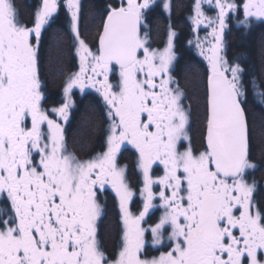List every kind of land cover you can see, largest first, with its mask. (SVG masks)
I'll return each instance as SVG.
<instances>
[{
  "label": "snow or ice",
  "instance_id": "snow-or-ice-1",
  "mask_svg": "<svg viewBox=\"0 0 264 264\" xmlns=\"http://www.w3.org/2000/svg\"><path fill=\"white\" fill-rule=\"evenodd\" d=\"M157 7L170 16L171 0H109L93 50L81 0H35L28 23L16 0H0V264H264L247 107L251 90L264 109V90L239 55L227 56L225 40L233 22L245 35L264 25V0H192L188 44L206 67L191 86L175 75L172 25L163 47L151 44ZM62 10L79 71L46 109L44 75L64 67L41 43ZM260 59L264 74V45ZM77 88L105 106L104 150L87 158L66 137ZM109 193L122 226L111 258L98 235Z\"/></svg>",
  "mask_w": 264,
  "mask_h": 264
},
{
  "label": "trees",
  "instance_id": "trees-1",
  "mask_svg": "<svg viewBox=\"0 0 264 264\" xmlns=\"http://www.w3.org/2000/svg\"><path fill=\"white\" fill-rule=\"evenodd\" d=\"M35 0H16L17 7L21 11V19L24 23L29 22L26 12L30 11L27 5ZM109 0H81L82 3V26L81 30L84 38L89 42L94 50L97 46L96 28L102 19L105 4ZM113 2V0H112ZM192 0H171L172 14L169 16L159 7L149 16L152 25L151 43L155 46L164 42L168 25L176 29L178 33L175 40L176 52L179 55L176 63L175 75L183 82L187 79L190 86L195 84L196 77L201 68L206 67L201 57L194 47L189 46L188 41L194 39L196 33L192 32L189 24L191 13L190 5ZM206 34V33H205ZM205 34L200 33L203 38ZM226 54L229 58L240 56L251 74H254L264 90V74L260 71L261 59L260 48L264 45V25L254 24L251 31L245 35L237 30L234 22L226 31ZM58 45L60 47H58ZM42 52L47 54L51 50L52 58L59 57L62 60L63 76L44 75V93L46 98L43 101L45 107H53L62 101V83L67 75L75 71L76 58L75 49L72 47L70 33L65 20V12L62 10L50 28L43 34L41 43ZM259 97H253L251 90L248 95V111L250 122H254L253 127V148L252 157L259 165L252 174L256 180L264 179V159L261 157V146L264 143V109L258 103ZM77 106L71 111L72 115L66 125V137L72 150L75 143V151L79 152L83 158L90 156L94 150L102 146L104 140V128L106 125L105 112L101 108L103 101L96 93H87L80 100H76ZM195 118V116H194ZM196 119V118H195ZM95 126V131L93 130ZM83 145V147H82ZM119 208L115 199L107 207L99 226V238L105 253L111 258L119 250L120 239L117 233L120 231Z\"/></svg>",
  "mask_w": 264,
  "mask_h": 264
},
{
  "label": "flooded vegetation",
  "instance_id": "flooded-vegetation-1",
  "mask_svg": "<svg viewBox=\"0 0 264 264\" xmlns=\"http://www.w3.org/2000/svg\"><path fill=\"white\" fill-rule=\"evenodd\" d=\"M29 1L30 0H28V3H29ZM113 2H118V0H113ZM206 6V5H205ZM205 11L207 12V10L205 9ZM172 12V11H171ZM172 14V13H171ZM170 14V15H171ZM172 25V24H171ZM173 27V26H172ZM173 29H174V31L176 32V29L173 27ZM200 31H202L201 29H200ZM178 33L176 32V36H178L177 35ZM166 38V36H164V39ZM175 40H176V37H175ZM151 41H152V37H151ZM174 43H175V41H174ZM88 44L92 47V45L88 42ZM152 44V43H151ZM163 44H164V42L163 43H161L160 45H157V46H155L154 44H152V46L153 47H163ZM176 44V43H175ZM97 46H98V43H97ZM96 46V47H97ZM93 48V50H94V47H92ZM175 52H176V46H175ZM176 55H177V57L179 56L178 54H177V52H176ZM175 70H176V66H175ZM177 78H178V76H177ZM93 92H95V91H93ZM96 93V92H95ZM97 94V93H96ZM44 95H45V93H44ZM98 95V94H97ZM45 98H46V95H45ZM102 99V98H101ZM103 101V100H102ZM103 106H104V103H103ZM101 110L104 112V108H101ZM71 115H72V113H71V111H70V117H71ZM196 128H197V122H196V119L193 117V136H194V138H195V136H196ZM102 144V146L99 148V149H96V150H94L93 151V153L91 154V155H95L97 152H101V151H103L104 150V147H105V144H104V140H103V142L101 143ZM120 161H121V163L122 164H124V163H131V156H130V154L128 153V152H123L122 154H121V156H120ZM253 179V176L251 175L250 177H249V181L251 182V180ZM256 180V179H255ZM256 182H257V188H256V191H255V193H254V200L259 204V206L261 207V208H264V179L263 180H256ZM137 199H138V197H137ZM114 200V197L109 193L106 197L105 196H102L101 197V203L104 205V212H105V207H107L108 205H109V203H110V201L112 202ZM136 204L135 203H133L132 205H130V207H131V209H132V211H135L136 210ZM156 215H159V212H157L156 213ZM103 218V217H102ZM119 219H120V214H119ZM100 223H101V221L99 222V226H100ZM121 224H120V228H119V230L121 231ZM120 231L117 233V236H118V238L120 239ZM98 235H99V227H98ZM120 241V240H119ZM155 254H157L158 255V253H155Z\"/></svg>",
  "mask_w": 264,
  "mask_h": 264
},
{
  "label": "rangeland",
  "instance_id": "rangeland-1",
  "mask_svg": "<svg viewBox=\"0 0 264 264\" xmlns=\"http://www.w3.org/2000/svg\"><path fill=\"white\" fill-rule=\"evenodd\" d=\"M160 2V0H157V3H159ZM205 9L207 10V15H209V16H211V15H213V11L211 10V9H209L208 8V6L206 5L205 6ZM190 10H191V8H190ZM167 15H168V13H166ZM190 23V25L192 26V24H191V21H190V19L188 20ZM201 30L202 31H199V34L200 33H202V34H205L206 33V29H204L202 26H201ZM204 37V36H203ZM195 51L197 52V50L195 49ZM74 55H75V58H76V66H75V71L74 72H77V71H79V60H78V57L76 56V54H75V52H74ZM73 72V73H74ZM93 92V90H91V89H86L85 90V92L84 93H81V91L77 88V89H74L73 90V93H72V108L70 109V111H72V110H74L75 109V107L77 106V102H76V100H80L81 98H83L85 95H87V93H92ZM95 92H93V94H94ZM62 98H63V92H62ZM101 98V97H100ZM102 100V99H101ZM62 102V101H61ZM55 106H59V104H57V105H55ZM45 107V106H44ZM46 109H51L52 107H45ZM106 122V121H105ZM63 123V122H62ZM106 128H107V124L105 125V128H104V132H105V130H106ZM105 139V138H104ZM105 144V143H104Z\"/></svg>",
  "mask_w": 264,
  "mask_h": 264
}]
</instances>
